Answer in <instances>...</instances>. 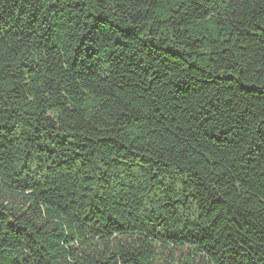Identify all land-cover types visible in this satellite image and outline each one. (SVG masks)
I'll use <instances>...</instances> for the list:
<instances>
[{"label":"trees","instance_id":"trees-1","mask_svg":"<svg viewBox=\"0 0 264 264\" xmlns=\"http://www.w3.org/2000/svg\"><path fill=\"white\" fill-rule=\"evenodd\" d=\"M0 264H264V0H0Z\"/></svg>","mask_w":264,"mask_h":264}]
</instances>
